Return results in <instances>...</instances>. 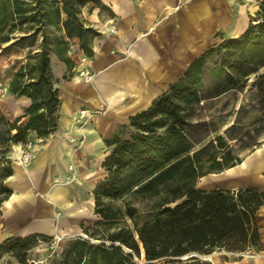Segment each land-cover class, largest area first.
<instances>
[{
    "label": "trees",
    "instance_id": "1",
    "mask_svg": "<svg viewBox=\"0 0 264 264\" xmlns=\"http://www.w3.org/2000/svg\"><path fill=\"white\" fill-rule=\"evenodd\" d=\"M88 3L111 14L100 0H0V50L31 49L13 67L8 85L12 94L26 96L30 103L14 120L2 116L0 206L12 194L6 182L14 174L12 146L27 142L32 131L42 137L56 130L61 99L51 54L71 68L68 50L70 40L77 38L80 49L93 55V39L100 32L81 17ZM50 27L59 29V35L52 37ZM209 72L211 91L217 92H226L239 82L245 86L254 74L264 79V6L250 16L242 34L205 50L147 109L132 115L128 137L117 134L110 141L112 149L103 162L106 174L94 190L99 219L83 228L85 236L67 241L60 264H135L141 249L147 261L213 264L208 257L217 251L264 250L257 221L264 192L255 187L206 190L197 185L200 177L241 162L223 134L195 149L203 140L197 133L205 122L193 119V109L206 100ZM235 128L233 123L226 132ZM48 238L44 234L8 237L0 251L25 262L27 251L39 239Z\"/></svg>",
    "mask_w": 264,
    "mask_h": 264
},
{
    "label": "crops",
    "instance_id": "2",
    "mask_svg": "<svg viewBox=\"0 0 264 264\" xmlns=\"http://www.w3.org/2000/svg\"><path fill=\"white\" fill-rule=\"evenodd\" d=\"M100 1L111 14L94 5L91 12L85 6L83 11L100 32L93 39V55L80 49L77 38L70 40L71 68L51 54L54 83L61 99L57 126L47 136L32 131L33 158L27 164L13 165L14 174L7 180L12 194L2 203L1 226L6 238L29 234L85 236L83 228L99 219L94 190L106 174L103 162L112 149L110 141L117 134L128 137L132 115L147 109L205 50L239 36L250 22L241 0ZM82 68L96 74L92 83L78 78ZM4 69H0L1 75ZM13 72L8 71L3 82L6 90L0 96V106L10 120L22 115L30 103L28 97L9 91ZM83 108H107V112L88 121L82 129L85 142L78 147L72 139L79 136L77 118ZM72 162L78 178L54 184L57 176L69 173ZM214 174L219 185L208 190L255 187L264 192V138L241 157V162ZM257 221L264 242V204L257 211ZM250 259L251 264H264V256Z\"/></svg>",
    "mask_w": 264,
    "mask_h": 264
},
{
    "label": "rangeland",
    "instance_id": "3",
    "mask_svg": "<svg viewBox=\"0 0 264 264\" xmlns=\"http://www.w3.org/2000/svg\"><path fill=\"white\" fill-rule=\"evenodd\" d=\"M92 5V3L85 5L89 12H91ZM85 7H82L81 17L86 24H91L83 14ZM48 32L52 37L58 36L60 33L59 29H56L55 27H50ZM39 42L40 40L38 41L37 46L33 47V49L38 47ZM30 50L31 49L28 47L15 46L0 50V69L5 66L2 75L0 74L1 83L7 80L8 71H12L14 69L13 67H17L18 62L24 61ZM262 71L263 69L259 71L258 75H260ZM258 75H251L245 86H242V83L239 82L235 87L226 92H217V90L211 91V88L213 87L212 74H210V72L206 74V100L195 105L193 109V119L205 122L202 132L197 133V135H202L201 137H203V140L201 143L196 144L195 149L201 147L216 135L223 134L234 146L235 151L240 157H242L255 147V145L253 146L252 144L260 142L264 138V79L257 77ZM2 116L7 117L6 113L0 106L1 128L3 123ZM233 123L236 124V128L227 133L226 128ZM229 137L231 139H229ZM12 164L14 166L21 165L13 160ZM7 185L9 186V183H7ZM197 185L206 190L214 185H219L218 175L208 174L202 176L198 179ZM118 204H120V202ZM2 220L3 211L1 204L0 244L6 239L4 227L1 226ZM50 237L51 238L48 239H39L38 242L27 251L25 262H21L11 252L1 250L0 264H60L62 252L67 241L72 237H61L60 239H58L57 236ZM252 252L253 251H249L247 253L251 254ZM257 252L264 253V250ZM208 259L211 260L213 264H251L252 260L250 259V256L246 254L242 256L240 254L223 251L213 253ZM242 259L244 261L237 263ZM134 260L135 264H168L165 260L147 261L143 249H141V255L139 257L136 256Z\"/></svg>",
    "mask_w": 264,
    "mask_h": 264
},
{
    "label": "built area",
    "instance_id": "4",
    "mask_svg": "<svg viewBox=\"0 0 264 264\" xmlns=\"http://www.w3.org/2000/svg\"><path fill=\"white\" fill-rule=\"evenodd\" d=\"M250 16H255L257 11L261 6H264V0H241ZM111 31H115V28L112 27ZM78 78L81 79L84 83H92L96 77V74L91 71L89 68H82L77 73ZM6 87H4L3 83L0 82V96L5 92ZM107 112V108L100 110H91L83 108L79 110L77 123H78V131L79 136L73 138L72 141H77L78 147L81 146L85 142V134L82 132V129L87 125L88 121L95 120L98 116L103 115ZM35 142L32 139H29L25 143H19L12 146V155L10 159L15 161L18 164H27L33 158ZM69 173L65 176H57L54 180V184L62 185L74 182L78 178V172L76 165L72 162L69 165ZM248 255V256H264V253L253 251L251 254L247 252H243L240 255Z\"/></svg>",
    "mask_w": 264,
    "mask_h": 264
},
{
    "label": "bare ground",
    "instance_id": "5",
    "mask_svg": "<svg viewBox=\"0 0 264 264\" xmlns=\"http://www.w3.org/2000/svg\"><path fill=\"white\" fill-rule=\"evenodd\" d=\"M77 78V77H76ZM126 109V108H125ZM122 111V110H121ZM124 112V111H123ZM118 113V112H117ZM210 181V180H209ZM10 199V198H9ZM15 205V204H14ZM57 238L60 239L61 237L57 235Z\"/></svg>",
    "mask_w": 264,
    "mask_h": 264
}]
</instances>
